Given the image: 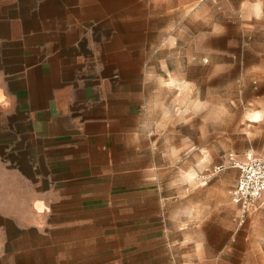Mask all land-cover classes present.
Listing matches in <instances>:
<instances>
[{"label": "rangeland", "instance_id": "374dc122", "mask_svg": "<svg viewBox=\"0 0 264 264\" xmlns=\"http://www.w3.org/2000/svg\"><path fill=\"white\" fill-rule=\"evenodd\" d=\"M77 20L52 68L90 89L69 115L91 135L77 139L66 178L31 179L34 192L20 178L3 195L19 205L3 210L19 222L4 264H242L238 251L263 253L264 197L246 229L253 213L238 223L229 170L231 156L264 159V0H84ZM44 153L35 141L19 168L58 173ZM225 213L231 234L254 239L212 224Z\"/></svg>", "mask_w": 264, "mask_h": 264}, {"label": "crops", "instance_id": "0c3cea01", "mask_svg": "<svg viewBox=\"0 0 264 264\" xmlns=\"http://www.w3.org/2000/svg\"><path fill=\"white\" fill-rule=\"evenodd\" d=\"M83 4L84 0H0V264H4L6 242L17 238L19 229L18 218L3 213L5 208L18 210L17 198L5 199L3 195L18 194L20 178L26 179L22 187L32 192L35 185L31 179L66 178L67 163L75 161L80 146L77 139L91 135L84 132L87 124L76 121L77 115H69V111L80 108L90 89L78 83L81 81L76 76L73 79L64 75L63 68H52L54 59L63 57L60 51L68 46L67 35L76 33L80 26L77 18L82 16ZM69 44L76 46L77 40ZM52 50L55 52L50 53ZM35 141L45 146L44 158L57 166L58 173L51 169L44 175L36 169L26 173L19 168L20 153L29 162L35 160L28 155ZM229 172L237 170L231 168ZM33 205L39 208L42 204L34 201ZM260 211L256 204L246 229L261 222L255 220ZM212 222L228 238L254 239L250 233L231 234L233 223L228 213ZM7 226L11 229L8 235ZM202 240H206V234ZM238 252L244 258L242 264H252L253 256L264 254L252 248Z\"/></svg>", "mask_w": 264, "mask_h": 264}, {"label": "built area", "instance_id": "2783aa9c", "mask_svg": "<svg viewBox=\"0 0 264 264\" xmlns=\"http://www.w3.org/2000/svg\"><path fill=\"white\" fill-rule=\"evenodd\" d=\"M230 163L231 167L239 170L235 187L232 190V200L239 206L236 219L239 224H243L264 194V159L248 155L240 160L231 156Z\"/></svg>", "mask_w": 264, "mask_h": 264}]
</instances>
